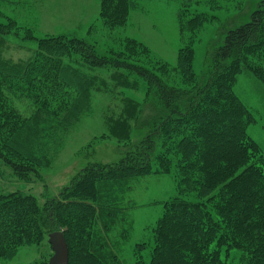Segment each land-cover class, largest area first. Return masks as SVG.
Segmentation results:
<instances>
[{
	"label": "trees",
	"instance_id": "16d2710c",
	"mask_svg": "<svg viewBox=\"0 0 264 264\" xmlns=\"http://www.w3.org/2000/svg\"><path fill=\"white\" fill-rule=\"evenodd\" d=\"M188 1L177 9L180 34L187 42L178 51L177 68H172L176 75L146 46L137 45L139 52L134 53L146 59L137 67L139 76L148 93L156 90L157 104L163 109L152 121L146 140L116 165L83 169L43 206L21 191L1 194V259H12L22 246L49 239L51 232L63 229L69 264H122L111 251L110 240L120 222V192L134 178L153 173L172 174L178 194L165 202L150 264H227L222 251L227 257L233 250L240 252L238 264H264V154L247 131L255 116L234 88L243 72L253 73L264 84V0H259L251 19L230 29L224 44L210 54L205 80L194 69L193 41L214 16ZM9 2L0 0V6ZM140 3L101 0L100 15L109 25L123 23ZM0 9V18L6 19V24L0 23V95L6 85L14 90L23 83L47 97L29 117L15 115V129L9 123L11 113L6 127L0 121V158L25 178L46 164L56 133L74 126L91 110L97 78L60 60H55L53 75L45 56L27 62L4 59L1 39L17 23L9 7ZM38 42L39 51L45 48L61 59L74 52L90 65L106 63L84 40L56 35ZM175 78L180 86L174 85ZM61 92L67 101L54 111L50 100ZM128 115L126 120L111 122V134L121 140L129 138ZM33 264H48V260Z\"/></svg>",
	"mask_w": 264,
	"mask_h": 264
},
{
	"label": "rangeland",
	"instance_id": "374dc122",
	"mask_svg": "<svg viewBox=\"0 0 264 264\" xmlns=\"http://www.w3.org/2000/svg\"><path fill=\"white\" fill-rule=\"evenodd\" d=\"M182 1L141 0L139 9L131 11L125 22L115 25H109L100 15L101 0H10L8 6L3 4L7 7L0 6L2 9L9 7L10 16L17 23L9 34L3 36V41L1 39L4 59L27 62L42 60L41 57L45 56L53 75L57 67L55 60H60L72 62L97 78L96 88L92 89L91 110L82 115L74 126L56 133L55 144L49 146L47 151L46 164L22 178L0 158V195L21 191L35 196L43 206L70 186L83 169L96 164L116 165L146 140L152 131V121L160 116L158 113L163 109L157 104L156 90L148 93L146 82L139 76L137 67L146 59L135 56V51L139 52L137 45L146 46L156 59L169 64L171 70L177 68L178 51L187 42L186 37H181L176 18ZM199 1L188 2L214 16L193 41L194 69L200 79L205 80L210 54L224 44L230 29L251 19L259 0ZM0 23L6 24V19L0 18ZM56 35L84 40L94 47L106 63L94 66L84 56L74 52L61 59L45 48L38 50V39ZM147 65L151 66V63ZM153 69L157 70L154 66ZM172 74L176 75L177 70ZM174 85H181L178 78H175ZM104 86L108 88L104 89ZM234 88L255 116L247 131L264 154V84L253 73L243 72L238 76ZM37 90L23 83L14 90L6 85L0 95V121L3 127H6L5 121L10 120L9 113L11 129H15L12 120L15 115L29 117L47 100ZM132 100L137 102V108L132 105ZM66 101L62 92L59 93L54 101L50 100L52 110L60 111ZM130 113H133L132 118L129 117ZM126 115L130 134L129 138L121 140L111 134L110 126L112 120L125 119ZM14 160L20 162L19 159ZM177 194V181L172 174L152 173L134 178L126 184L117 202L121 208L118 212L120 222L110 234L111 251L118 254L122 264H150L155 246V228L163 216L165 202ZM188 197L193 198V195ZM53 254L46 237L39 243L22 246L12 259L0 258V264H33L47 260L49 263ZM239 255V251L233 250L226 257L222 251V258L227 264H238Z\"/></svg>",
	"mask_w": 264,
	"mask_h": 264
},
{
	"label": "water",
	"instance_id": "95a60500",
	"mask_svg": "<svg viewBox=\"0 0 264 264\" xmlns=\"http://www.w3.org/2000/svg\"><path fill=\"white\" fill-rule=\"evenodd\" d=\"M49 243L54 254L48 264H69V246L63 230L53 231L49 234Z\"/></svg>",
	"mask_w": 264,
	"mask_h": 264
}]
</instances>
